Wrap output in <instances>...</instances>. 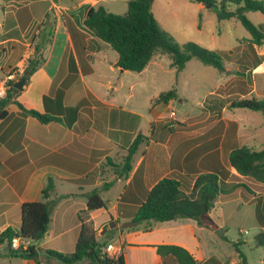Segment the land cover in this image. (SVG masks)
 Wrapping results in <instances>:
<instances>
[{"label": "crops", "instance_id": "crops-1", "mask_svg": "<svg viewBox=\"0 0 264 264\" xmlns=\"http://www.w3.org/2000/svg\"><path fill=\"white\" fill-rule=\"evenodd\" d=\"M45 1L47 5L38 24H41L40 28L50 31L49 25H42V22L52 13L54 24L51 40L45 50L43 64L19 90L16 99L26 108L44 112L43 96L54 98L62 90L63 104L76 107L78 115L70 126L59 121L41 123L34 117L21 114L15 104H9L8 114L0 118V232L7 226L18 229L20 205L40 200L45 180L47 176H52L55 190L50 199L63 194H68V197L59 199L53 207L48 230L37 244L42 249H71L74 237L63 240V236L79 224L77 212L84 209L87 203L84 194L99 187L103 181L114 179L112 187L101 192L105 207L92 210L90 218L97 238L106 245H117L119 250L115 256L122 255L125 264H163L156 252L157 244L180 245L199 264H230L225 256L217 255L213 248L206 251L202 249L197 231L210 244L214 241L215 224V228L211 229L187 218L157 222L152 226L146 221L135 226L129 223L135 206L165 176L178 179L182 187L190 189L197 175L206 170L200 166L202 159L206 160L204 164L207 166L224 167L233 173L227 156L231 148L240 147V124L224 114L211 118V109H208L206 124L202 127L200 123L203 122H196L195 119H178L179 123L168 128L170 132H163V126H168V107L172 106L176 97L170 99L165 104L167 109L163 110L162 103H152V99L158 95H152V107L146 115L129 107L127 100L124 103L126 105L121 106L114 94L118 90L114 73L117 72L116 76L120 79L128 70L115 65L118 55L109 52L108 57L106 42L96 38L83 24L91 6L102 5L109 11L107 1L113 0ZM30 3V11L38 9L37 5H33L34 2ZM4 27L2 24L0 30V52L3 53H0V88L6 91V80L14 78L16 71L23 70L27 58L33 52L34 43L44 40L45 36L35 38L38 27L33 32H24L20 17L16 18L9 30L6 31ZM247 45L240 42L237 46L238 60L248 61L250 56L253 58L254 62L247 71L255 79H261L264 91V43ZM70 56L75 71L70 70ZM155 57L141 72L160 65ZM98 66H108V69L98 73ZM87 79H93L96 85H89ZM108 89L111 92L105 93ZM141 122L142 127H139ZM161 122H164L163 126H160ZM89 131L94 132L93 137L88 135ZM144 131H149L150 139L139 145L129 173L116 177L106 164L105 157L108 155L114 161H120L135 134H144ZM187 133L194 136H187ZM98 137L105 140L108 150ZM197 163L199 169H195ZM90 173H94V180L78 182ZM240 181L242 177L240 180L232 177L223 179L220 189L224 194L218 196L219 201L240 197L247 203L257 202L253 197L244 200L237 187ZM113 188L115 190L112 192ZM263 195V192L256 191V197L261 199ZM5 253L0 251V264L10 259L9 264H18L12 261L19 258H8ZM165 263L175 264V261L166 257Z\"/></svg>", "mask_w": 264, "mask_h": 264}, {"label": "trees", "instance_id": "trees-1", "mask_svg": "<svg viewBox=\"0 0 264 264\" xmlns=\"http://www.w3.org/2000/svg\"><path fill=\"white\" fill-rule=\"evenodd\" d=\"M197 3H206L213 10L217 19L236 18L251 34L250 38L240 40L250 46L264 43V32L259 29L247 16V11H259L264 14V0H191ZM152 0H128L127 10L123 14L112 13L102 5L91 6L83 20L84 26L98 39L106 42L118 55L115 65L121 69L141 72L147 64L158 54H166L170 58L171 67L181 70L187 61L195 57L203 64L213 66L219 71L224 70L222 57L214 50L202 48L193 42L183 45L177 44L157 22L151 7ZM46 16L45 18H47ZM54 21L49 25L50 31L40 28L35 35L43 37L42 41L34 43L33 52L27 58L23 73L20 78L28 83L30 76L43 64L45 50L51 40ZM45 24V20L42 22ZM70 70L75 71L74 61L70 56ZM19 79H8L5 82L6 94L0 97V118L8 114L9 104H15L20 113L36 118L41 123L59 121L70 126L78 115L76 107L63 104V91H58L54 98L43 96L44 112L24 107L17 99L20 92L14 87ZM176 97L174 89L160 92L152 99L153 104H166ZM230 109L245 108L258 110L264 114V97H243L233 100L228 105ZM169 127V126H168ZM171 129V127H169ZM88 135L93 137L94 132ZM108 150L107 143L102 137H98ZM150 139L142 133H136L126 147V154L120 161H114L106 156V164L111 167L113 174L125 176L132 167L133 155L139 145ZM228 165L233 173L224 167L209 166L203 162L206 169L195 178L192 187L185 189L181 182L171 176H165L158 180L145 194L139 205L135 206L130 226H135L146 221L149 226L157 222H168L179 218L195 220L199 225L207 228H215L210 217L211 209L218 197L219 187L224 183L223 179L242 181L237 183L245 201L252 197L259 205L260 198L256 197V191L264 193V149L242 145L233 147L228 152ZM94 173L79 179L80 183H88L94 180ZM114 179L103 181L99 187H94L84 195L87 199L86 207L77 212L79 224L63 236V240L73 236L74 242L71 249L58 251L54 249H42L37 242L46 234L50 222L53 207L61 198L68 194L50 199L55 190V182L52 176H47L41 191V199L27 201L20 205V221L18 229L7 226L0 232V245L7 248L5 256L19 258L29 264H125L122 255H109L102 249L106 246L97 238L96 230L90 218L92 210L105 207L101 196L102 191L112 187ZM255 196V198H254ZM256 217L260 226L264 227V210L257 206ZM264 209V208H263ZM19 236L29 243L18 248L11 247L13 237ZM258 246H264V230L254 236ZM234 242V248L240 253L238 245ZM156 252L165 263L166 257H171L175 264H199L192 254L184 247L176 244H157ZM241 264H247L242 253Z\"/></svg>", "mask_w": 264, "mask_h": 264}, {"label": "rangeland", "instance_id": "rangeland-1", "mask_svg": "<svg viewBox=\"0 0 264 264\" xmlns=\"http://www.w3.org/2000/svg\"><path fill=\"white\" fill-rule=\"evenodd\" d=\"M30 2H34L33 5H37L38 9L30 11ZM127 2L128 0L107 1V7L112 13L123 14L127 10ZM46 5L45 0H0V30L2 24L6 31L9 30L18 17L24 32H33L36 27L40 29L41 24L38 22ZM151 7L159 25L177 44L193 42L202 48L216 51L223 59L224 70L219 71L213 66L205 65L195 57L190 58L181 70H176L171 67L168 55L158 54L155 58L160 65L157 67L152 66L140 73L128 71L120 79L116 76L117 72L114 73L118 86V90L114 93L117 103L124 106L127 100L129 107L146 115L148 109L152 107L150 98L152 95L176 89V100L171 105L178 119L188 118L192 121L195 119L196 122H203L200 123L202 127L206 124L208 109H211V118L221 117L224 114L240 124L242 132L239 138L240 146L244 144L258 150L264 149V114L258 110L228 107L231 101L239 98L264 97L261 79H255L251 72L247 71L254 62L253 58L250 56L248 61L238 60L237 46L240 40L251 37L249 31L236 18L219 20L208 6L191 0H152ZM246 16L264 32V14L259 11H247ZM44 20L46 25H50L53 21L52 13L50 12ZM104 44L108 46V57H110L109 52L117 55L107 43ZM0 53L3 55L2 52ZM107 69L108 66L97 67L98 73H103ZM23 70L16 71L14 79H20ZM87 83L96 85L93 79H87ZM130 86H132L131 91ZM211 91L213 92L210 94ZM109 92L110 89L105 91V93ZM162 104L161 108L167 109L166 105ZM136 122L138 123L139 120L136 119ZM163 123H159L160 126H163ZM139 127H142V122ZM168 128L163 126V132H170ZM148 133L149 131H144L149 137ZM180 134L177 136H181ZM190 135L194 136L192 133H187V136ZM205 161L201 160V167ZM195 169H199L198 163ZM114 190L115 188L112 192ZM230 192L226 194H231ZM222 194L224 192L219 187L218 196L221 197ZM263 196L259 205L257 202H244L240 197L226 199L223 202L217 197L210 212V217L217 226L216 230H219H215L214 241L209 244L204 235L197 231L203 251L213 248L217 255L225 256L230 264H241L240 253L244 255L247 264H264V246H258L254 238L261 231L257 224L256 209L258 206L264 210ZM239 239L240 253L234 248V242ZM6 250V246H0V251ZM14 260L12 262L24 264L22 260ZM10 261L5 264H9Z\"/></svg>", "mask_w": 264, "mask_h": 264}, {"label": "built area", "instance_id": "built-area-1", "mask_svg": "<svg viewBox=\"0 0 264 264\" xmlns=\"http://www.w3.org/2000/svg\"><path fill=\"white\" fill-rule=\"evenodd\" d=\"M6 94V91L3 87L0 88V97H4ZM166 118L168 120L167 125L169 127L175 125V123L178 121L177 115L174 111L173 106H169L168 107V112L166 115ZM28 244V242L24 239H21L19 236H15L13 237L12 241H11V247L12 248H18L19 246L25 247ZM104 252H106L109 255H116V253L119 250V247L116 245L114 246L113 244H108L106 246L103 247L102 249Z\"/></svg>", "mask_w": 264, "mask_h": 264}, {"label": "water", "instance_id": "water-1", "mask_svg": "<svg viewBox=\"0 0 264 264\" xmlns=\"http://www.w3.org/2000/svg\"><path fill=\"white\" fill-rule=\"evenodd\" d=\"M202 4H205L206 6H208L206 3H202ZM25 84V79L23 77H21L18 81H16L14 83V87L16 89H19L21 90L23 88V85ZM216 231H219V230H216Z\"/></svg>", "mask_w": 264, "mask_h": 264}]
</instances>
